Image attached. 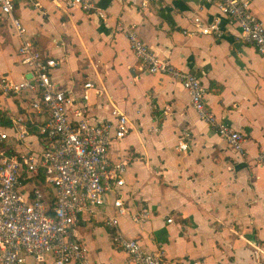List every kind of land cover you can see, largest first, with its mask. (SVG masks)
Masks as SVG:
<instances>
[{
    "label": "crops",
    "instance_id": "1",
    "mask_svg": "<svg viewBox=\"0 0 264 264\" xmlns=\"http://www.w3.org/2000/svg\"><path fill=\"white\" fill-rule=\"evenodd\" d=\"M95 1L104 18L59 0H39L38 8L18 0L15 15L40 51L62 60L52 70L60 87L76 99L87 80L105 90L90 91L91 117L111 119L115 107L130 120L131 132L112 144L110 155L128 160L127 206L148 207L153 215L139 225L120 217V229L148 251L162 249L167 264H264V165L258 162L264 147V58L235 28L220 37L189 33L195 16L208 21L220 14L215 2ZM251 8L264 22V0H251ZM128 28L160 58L198 75L209 110L242 133L243 154L199 117L179 81L140 68ZM20 41L10 19L0 15V76L29 73L18 61ZM3 104L10 112L22 110L16 99ZM186 133L188 149L181 151ZM111 233L101 217L84 215L76 225L91 264H133ZM49 260L27 256L25 264Z\"/></svg>",
    "mask_w": 264,
    "mask_h": 264
},
{
    "label": "built area",
    "instance_id": "2",
    "mask_svg": "<svg viewBox=\"0 0 264 264\" xmlns=\"http://www.w3.org/2000/svg\"><path fill=\"white\" fill-rule=\"evenodd\" d=\"M17 1L0 0V15L10 19L21 38L18 61L29 68L19 79L0 76V264H25L27 256L39 262L50 258L48 264H91L86 245L76 237L77 222L84 215L101 217L112 230L113 244L133 264H167L162 249L148 251L120 229V217L139 225L153 215L148 207L131 211L127 206L123 189L128 160L110 155L112 144L131 132L130 120L115 107L111 119L87 113L90 91L105 92L95 82L85 81L76 99L52 79V70L62 60L44 54L26 35L15 15ZM23 1L40 7L39 0ZM59 1L105 17L95 0ZM203 1L215 2L220 14L208 21L195 16L191 35L220 37L235 28L238 38L255 46L264 58V22L253 12L251 0ZM125 32L140 68L179 81L199 117L243 154L242 133L209 110L198 75L160 58L134 29ZM7 98L18 100L22 110L10 112L3 104ZM186 137L187 133L179 142L181 151L188 149ZM258 162L264 165V147Z\"/></svg>",
    "mask_w": 264,
    "mask_h": 264
}]
</instances>
